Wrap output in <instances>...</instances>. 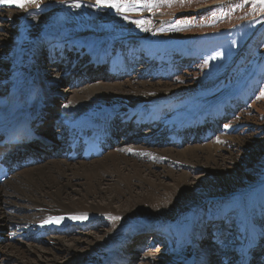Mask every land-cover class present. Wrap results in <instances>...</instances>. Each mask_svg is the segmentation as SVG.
Here are the masks:
<instances>
[{
	"label": "rangeland",
	"instance_id": "rangeland-1",
	"mask_svg": "<svg viewBox=\"0 0 264 264\" xmlns=\"http://www.w3.org/2000/svg\"><path fill=\"white\" fill-rule=\"evenodd\" d=\"M39 2L40 9L35 5L21 9L15 4H0V98L9 92L13 67L11 56L17 38L24 33V25L59 12L68 18H78L85 31L68 42H80L81 49L65 44L64 49L70 58L63 62L57 58L46 60L42 55L40 57L43 63L55 65L56 70L64 74L62 82L53 87L51 100L46 103L53 107L48 108L57 130L63 127L58 109L71 101L74 93L82 94L86 86L95 83L122 85V90L113 88L112 93L102 91L100 95L116 98L115 102L105 101L104 108L128 112L130 115L124 119L145 122L137 130H131L133 133L118 144L130 150L139 149L140 152H127L124 157L144 159V164L148 165L150 172L153 171L143 175L146 181L135 192L149 189L147 181L155 180L162 188V185L171 183V178L179 177L193 194L186 202L180 195H167L163 188L151 189L156 198L151 197L145 203L132 205V208L119 196V201H114L116 207L111 209L125 214L110 212V209L94 215L87 229V224L84 228L73 224L66 229L67 232L60 233L63 260L70 262L77 252L88 250L90 246L73 253L66 249L67 244L78 238L105 236L120 226H128L127 230H140L130 241L129 256L127 249L128 264H163L178 244L191 242L192 236V241L199 240L201 247L209 252L204 258L206 264H238L243 241L247 239L254 241L250 249L249 245L244 247L249 249L247 258H257L256 262H259V255L264 254L259 249L264 243V4L258 0H152L150 6L137 4L121 15L109 8L96 7L95 0H79L80 8L70 6L72 0ZM136 20L144 23L138 27L132 23ZM109 44L115 46V52L128 55V67L124 60L121 61L123 66H119L122 69L120 77H113L105 71L107 55L112 54L110 48L107 53L102 49ZM87 48L105 54V58L90 55ZM48 51L44 50L43 54ZM94 63L98 65L91 69ZM86 70L89 80L75 84L79 73L84 75ZM153 86L162 90L153 89ZM61 92L68 93V98L64 95V102ZM209 107L214 114L198 112ZM140 110L145 114H139ZM146 111L153 117L158 114L156 120L150 119L152 116ZM134 113L137 114L131 115ZM193 114H198L199 121L192 126L185 125L181 134L174 130L178 139L184 142H172L171 136L165 133L181 120L189 122L186 120L194 118ZM63 117L67 119L66 114ZM46 118L49 123L50 118ZM196 124L199 125L198 133L194 129ZM208 145L214 152L210 159L201 150L196 151L203 158L188 160L164 154L169 149L179 151L193 146L205 149ZM147 168L142 167L144 172L148 171ZM219 175L225 178L219 180ZM11 177L5 186L14 181V176ZM117 185L124 186L123 183ZM188 204L193 205L187 207ZM197 205L204 208V216ZM64 211L59 210L60 213L71 212ZM180 234L185 235L186 240L177 237ZM47 235L42 236L36 245L52 246L49 239L56 236ZM2 237L8 241L5 235L0 239ZM17 238L19 236H14V243L18 242ZM81 243L79 245L84 246ZM138 246L143 249L138 250ZM32 247L26 245L22 249L32 250ZM42 252L48 255L47 251ZM20 258L24 262L21 254Z\"/></svg>",
	"mask_w": 264,
	"mask_h": 264
},
{
	"label": "bare ground",
	"instance_id": "bare-ground-1",
	"mask_svg": "<svg viewBox=\"0 0 264 264\" xmlns=\"http://www.w3.org/2000/svg\"><path fill=\"white\" fill-rule=\"evenodd\" d=\"M24 26V33L17 38V44L11 56L13 67L8 95L0 98V130L8 128L13 121L20 118H25L32 122H42L41 126L38 127V132L40 129L41 132L39 133L45 134L46 132L51 136L53 142H57V145L51 143L50 139H48L46 146H41L43 149L40 150V153L34 154L35 158L43 159L41 163L15 171L13 173L14 181L12 180V183H9L10 185L5 186L6 184L4 185V183L9 181L11 176L0 184V236L5 235L8 240L6 241V238L3 237L4 240L0 239V264H128L130 241L140 230L136 231L134 228L127 230L126 227L128 226H120L112 234L108 233L105 236L102 234L98 237L91 235L80 237L76 241L71 242V244H67L66 249L73 253L86 250L87 246L90 247L85 252H77L70 262H67L66 259L65 261L63 260L64 248L59 245L62 243L63 238H60V233L73 226V224H77L78 227H83L87 224L85 228L87 229L90 225L89 220L94 215L109 212L111 208L116 207L113 206L114 201H119V196L123 197V201H126L130 208L132 205L147 202L151 197L156 198L153 196L151 189L163 188L166 190L167 195L169 194L171 197L180 195L182 200L186 202L192 199V191L188 190L184 181L178 177L171 178V183L165 186L162 185V188L155 180L147 181V185L150 186L149 189L144 188L141 191L138 190L139 192H135V189L141 188L142 183L146 181L143 179V175L151 174L153 171L150 172V168H147L148 165L144 164V159L136 160V158L129 157V155L124 157L127 152H140V150H130L127 147L119 146L122 142H119V145L116 144L115 146L117 147L114 146L88 163L84 162V159L78 161L75 159L76 162L73 163L69 159L60 157L58 145L74 141L82 133V130L94 124L93 122L115 121L117 124H126L130 121L131 124L129 126L134 130L137 128L136 125L142 127L145 122L141 119H124V116L130 115L128 112L103 107L105 101L115 102L116 98L111 99L102 96L103 94L100 95L101 92L109 91L112 93L113 88L122 90V85L95 83L90 84L91 86H86L82 94L74 93L72 100L67 101V107L64 106L58 109L59 113L61 111L60 118L63 119L64 126L56 132L53 129L55 119L54 116H50L51 109L48 108L52 105L50 103L47 106L46 103L51 100L52 95L50 93L55 85L62 82L64 74L59 73L55 65L43 63L40 57L42 55L43 59L46 60L57 58L60 62L69 59L70 57L67 56L68 51L64 49V45L67 44L81 49L80 42L70 43L68 41H73L76 35H82L85 29L78 18H68L60 12L50 15L49 18L42 17L41 20H37L32 24H25ZM62 43L63 49L61 48ZM57 47L59 49L55 51ZM109 48L112 56L107 55L106 61H108V64L105 71L109 72L113 77H120L115 74V71L118 74L119 66H123L121 64L122 60H124V65L128 67V55H126V52H115L113 50L115 46L112 44L102 50L107 53ZM87 49V53H90V55H94L98 59L105 58V54H100L101 52L90 50V48ZM44 50H49L46 55L43 54ZM95 67L96 65L91 67V69ZM86 72L87 70L83 72L84 75L82 73L80 75L87 77ZM87 80H89V77L81 83ZM153 89L162 90L156 88V86H153ZM34 90L37 91V95H34ZM63 91L64 89H62ZM62 92L60 97L63 98L62 101L64 102L65 97L68 98L67 94L71 91L66 94H62ZM210 105L214 106V103ZM200 111L204 115L208 113L214 114L210 107L208 109H199L198 112ZM63 114H66V120H64ZM135 114L137 113L131 115ZM139 114H145V112L140 110ZM196 115L198 114H193L194 118L190 117L189 120H186L190 122L191 119V125L186 122L185 125L187 127L199 121V117ZM46 116L50 118L49 123ZM151 116L152 118L150 119H155L158 114L155 117L152 114ZM211 148V145H208L205 149H196L194 146L186 147L179 151L169 149L164 154L175 155L188 160L200 156V158H203L202 155L197 153V151L201 150L202 152L204 151L203 155L210 159L214 153H212ZM142 167L147 168L148 171L144 172ZM217 178L220 180V178L223 179L225 177L219 175ZM131 180L134 182H131ZM118 183H123V188H120L117 185ZM100 200L102 201L100 202ZM191 205L193 204H188L187 207ZM197 208L203 210L202 216L206 214L203 207L200 208L197 205ZM61 209L71 212L67 214L60 213L59 210ZM110 212L125 214L112 209ZM73 217H76V219H73ZM205 220H207V215ZM204 221L203 225L205 224ZM201 223L198 222V224ZM196 225L195 223L194 226ZM4 228H6V231H3ZM47 234L56 236H52L49 239L52 246L43 248L40 247L41 245H36V242ZM23 235H25L26 240L22 237ZM202 235L203 232L201 233ZM14 236H19L16 243H14ZM177 237H182L183 240H186L183 234ZM260 239L259 242L262 241L261 237ZM192 240H190L191 242L185 241L178 244L171 253V257L167 258L163 264H206L204 258L209 252L207 253V250L202 248L203 246L201 247L199 240ZM75 243H78V245L76 246ZM79 243L84 246L81 247ZM26 245L33 246L32 250L22 249ZM248 245L249 239L243 241L241 248ZM256 246L258 247V243ZM263 246L264 243L259 249L264 252ZM137 248L138 250L143 249L141 246ZM127 249L128 256L126 257ZM43 250L47 251L48 255L42 252ZM20 254L24 262H22ZM32 254L35 256L30 257ZM41 256L45 257L41 258ZM256 259L247 258L245 262L240 259L238 264H264L263 253L258 257L259 262H256Z\"/></svg>",
	"mask_w": 264,
	"mask_h": 264
},
{
	"label": "snow or ice",
	"instance_id": "snow-or-ice-1",
	"mask_svg": "<svg viewBox=\"0 0 264 264\" xmlns=\"http://www.w3.org/2000/svg\"><path fill=\"white\" fill-rule=\"evenodd\" d=\"M64 2L65 0H61V3ZM181 2H183V0H181ZM141 3H144L146 6H150L152 0H95L96 7L109 8L121 15H123L130 7H133ZM258 3L264 4V0H258ZM0 4H15L17 7L21 9H26L28 5H35L36 9L41 8V4L39 0H0ZM70 6L75 8H80L81 4L79 0H72V4ZM29 15H32L33 19H35V16L32 13H29ZM124 18L128 19L127 16H124ZM132 23H135L138 27H140L144 23V21L136 20V21H132ZM217 55H219V53H217ZM212 59H215V57H212ZM65 107H67V105H65ZM73 219H76V217H73ZM114 219H119V217H115ZM253 242H254L253 240L249 241V249ZM249 249H244V248L241 249L240 259L242 261L247 260Z\"/></svg>",
	"mask_w": 264,
	"mask_h": 264
}]
</instances>
